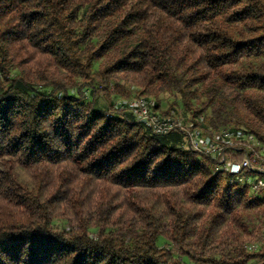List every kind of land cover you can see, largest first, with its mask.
Returning a JSON list of instances; mask_svg holds the SVG:
<instances>
[{
	"label": "trees",
	"instance_id": "trees-1",
	"mask_svg": "<svg viewBox=\"0 0 264 264\" xmlns=\"http://www.w3.org/2000/svg\"><path fill=\"white\" fill-rule=\"evenodd\" d=\"M126 86L179 127L115 105ZM200 130L228 133L224 161ZM245 135L264 148V0H0V264H264L261 201L233 182L264 173L226 167L253 158Z\"/></svg>",
	"mask_w": 264,
	"mask_h": 264
},
{
	"label": "rangeland",
	"instance_id": "rangeland-1",
	"mask_svg": "<svg viewBox=\"0 0 264 264\" xmlns=\"http://www.w3.org/2000/svg\"><path fill=\"white\" fill-rule=\"evenodd\" d=\"M125 89L127 91V95L125 96L115 95L113 97L114 104L119 105V103L125 102L126 104L129 103V107L131 109H135L136 107L134 106V104L138 99L139 100L141 99L142 94H140V92H138V90L135 87L126 86ZM158 97H159L160 107H161L160 110H163V111L168 110L171 114H173L177 118V121L182 125L190 126L192 124V120H191L193 117L192 111L188 110L185 107L184 102L181 99L180 95H177L175 93L166 92V93L161 94ZM98 103L100 106H105L109 104L110 102L107 101L102 94H100V96L98 97ZM144 109L145 107L143 108V110ZM135 110L138 111L137 109ZM200 121H201L200 124H205L206 126L209 125L208 120L204 119V114L201 115ZM228 127L235 128L236 126L232 125ZM209 128L211 129V126ZM201 130H200V133L196 137L198 141H196L195 139V142L198 143V146L200 148H202L204 145L205 146L204 148H206V150L208 151L209 149L212 148L211 146L209 147L211 141H210V138L206 134H202ZM247 137L248 136L245 135L244 138H247ZM246 141L248 143L249 150L252 151L253 153V159L254 157L257 158L256 163H255V160H252L254 163V167L256 168V170L254 171H259L261 173H264V148L261 145L255 143V141H253L249 137L246 139ZM215 146H218V144H215ZM256 146H258L259 149H257ZM211 152L213 155L217 154V152L215 151H211ZM231 156L232 155L227 156V162H226V167L229 169L230 172H231L230 170L231 164L238 163L237 161L234 162L233 159H230ZM15 179L21 186L28 188L29 190L33 189L32 180L24 169L20 167L15 169ZM233 182L239 184L242 187H245L250 197L261 201V205L259 206V208L252 211V217H253L252 226L254 228L255 233L251 241L249 242V245L251 247L259 249L261 246L264 245V176L260 177L256 174L246 175L245 173H243L242 175H239L238 177H234ZM55 223L59 227H62L65 224L64 220L61 218H57L55 220ZM157 244L159 246L171 247L170 242L163 237L158 238ZM183 259L187 261L185 257H183ZM249 264H257V263L256 261H252Z\"/></svg>",
	"mask_w": 264,
	"mask_h": 264
},
{
	"label": "built area",
	"instance_id": "built-area-1",
	"mask_svg": "<svg viewBox=\"0 0 264 264\" xmlns=\"http://www.w3.org/2000/svg\"><path fill=\"white\" fill-rule=\"evenodd\" d=\"M136 104L140 108V113L142 115V118L154 130H156V131H162L163 132V131H167V130H175V129H177L179 127V124L176 123L175 121H161V120H158L156 116L149 115L146 112L145 109L143 110L144 105H143L142 100H137L136 101ZM227 135H228V133L225 131L224 132V136H223V138H221L220 143L218 144V146H215V144H212V146H211L212 148L208 150L209 152L215 151V152L219 153L218 154L219 156L221 154H223L220 157V161L221 162L225 160V154H224V152L226 150V146L228 145V142H226L225 137H227ZM191 145H192V148L194 150H200L201 149L198 146V143L195 142L194 138L191 141ZM252 160H254V159L251 158V157L245 156V158L241 162L232 163L231 164V168H230L231 172H238L241 167H247L249 169L256 170V168L254 167V163H253Z\"/></svg>",
	"mask_w": 264,
	"mask_h": 264
}]
</instances>
